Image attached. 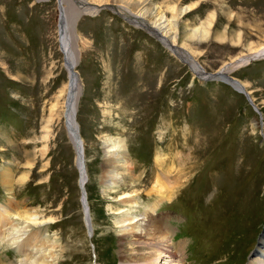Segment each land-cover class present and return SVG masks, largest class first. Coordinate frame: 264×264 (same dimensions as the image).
<instances>
[{
    "label": "rangeland",
    "instance_id": "rangeland-1",
    "mask_svg": "<svg viewBox=\"0 0 264 264\" xmlns=\"http://www.w3.org/2000/svg\"><path fill=\"white\" fill-rule=\"evenodd\" d=\"M41 1L0 0V167L11 163L18 175L27 164L21 158L23 153L31 154L30 159L33 152L36 154L29 182L23 187L15 185V201L22 207H36L39 214L56 216L49 227L34 228L43 237H58L56 264H121L119 214L114 208L108 209V205L122 206L112 202L119 191L102 193L99 172L104 137L116 135L120 129L128 137L135 174L143 169L142 178L148 175L154 183L158 173L166 175L171 168L173 175L188 177L156 210L168 217L165 227L172 241L183 242V264H247L264 230V58L253 61L250 57L243 62L247 65L231 73L246 85L262 112L259 116L244 95L225 83L200 82L181 60L109 7L78 20L76 28L88 40L76 68L84 84L77 121L85 143L92 232L82 214L79 172L63 121L55 125L50 150L44 157L40 140L32 141L41 133L39 115L43 114L44 104L40 105L45 92L49 90L52 101L68 79L60 54L50 60L40 50L43 18L50 12L57 22L59 16L54 0ZM153 1L169 18L172 11L168 7L177 14L182 8H192L180 15L178 39L181 43L189 29L207 30L203 40L187 42L208 73L239 55L248 56L264 43V0ZM130 3L128 8L135 10ZM119 46L126 49V68L134 70L138 61L141 81H153L164 89L160 88L153 106L133 126L125 110L136 108L124 97L112 98L107 106L101 98L110 91L105 85L103 62L110 64ZM56 62L58 68L51 71L48 80L37 78ZM113 62L120 64L118 60ZM110 105L115 107L113 115L105 116L103 110ZM254 121L261 124L255 131ZM157 151L163 155L160 161L164 159L160 166L154 156ZM150 185L141 187L143 194L132 214L142 213L156 200L157 196L146 193ZM3 196L0 188V202ZM0 250L1 259L7 262L23 258L14 247ZM26 250L28 255L36 249L27 246Z\"/></svg>",
    "mask_w": 264,
    "mask_h": 264
},
{
    "label": "bare ground",
    "instance_id": "bare-ground-1",
    "mask_svg": "<svg viewBox=\"0 0 264 264\" xmlns=\"http://www.w3.org/2000/svg\"><path fill=\"white\" fill-rule=\"evenodd\" d=\"M37 1L42 2L41 0ZM51 1L44 0L43 3ZM54 3L59 14L58 20L56 22L55 18L49 15L50 12L46 14L47 16L43 18L41 24L42 30L38 44L43 56L47 59L51 60L52 57L60 54L68 79L66 87L56 91L52 101H49L48 98L49 90L45 92L44 101L40 105L42 107L44 104L43 114L39 115L41 117L39 128L41 133L38 137L34 136L32 141L40 140L43 145L40 148V154L44 157L50 150L53 135L56 131L54 130L56 128L55 125H57V122L63 121L65 129H67L68 138L74 148L76 170L79 172L78 185L80 187L82 214L87 208L88 215L87 218L84 215V219L88 221L89 229L92 232L94 230L92 229L91 215H89L86 190L89 174L85 164V143L80 134L77 121L78 99L83 81L76 68L79 59H81L82 49L88 43L87 38L76 28L78 20L82 16L96 15L102 10L103 6L109 7L113 13L120 16L131 26L140 28L145 34L152 37L175 59L181 60L182 63L191 69L193 76L198 78L200 82L205 83L212 80L229 85L238 94L244 95L247 101L249 100L250 107L253 110L255 109L259 116L262 115L261 110L253 103L251 95L246 90V85L243 81L232 77L231 73L239 67L247 65L243 62L250 57L253 61L263 59L264 43L256 46L257 48H253V51L248 56L239 55L224 62L218 69L208 73L196 61L190 52L191 49L187 42L189 39L194 38L203 40L207 36V30L201 28L189 29L183 34L185 39H182L181 43H179L178 35L182 20L180 15L186 9L191 10L192 8H188L189 6L180 9L179 14L173 11V7H168L172 11V16L169 18L165 11L155 6L153 0H54ZM129 3L133 5L135 10L128 8ZM212 18L213 16L208 21L209 25H211ZM130 48H132L131 45ZM124 50L126 49L119 46L116 54L110 58L111 63L106 65V62H103V69L107 71L105 85L110 88V91L101 98L105 100L104 103L107 106L112 98L124 97L129 105H133L136 108L135 111L131 112L128 107L125 110L126 115L131 118L130 123L133 126L139 121L138 117H143L141 114L153 106V101L161 87L159 84L155 85L156 83L153 81L150 83L149 81H141L140 77L142 78V74L140 72L142 70L138 69V64H136L139 63L138 61L134 62V70L132 67L126 68V62L124 63L123 60L127 54H125ZM114 60L120 61V64L116 66L113 62ZM57 68L56 62L48 73H39L41 76L37 78H41L43 81L48 80L52 74L51 71ZM31 82L33 83V81ZM125 89L127 90L125 91ZM114 108L112 105L105 107L103 114L105 116L113 115ZM122 118H124V114L120 117V120ZM251 124L253 131L261 126L256 121ZM121 130L116 135L104 137V143L106 144L103 152V161L99 169L100 182L101 186H103L102 193L107 191L117 193L119 191V194L112 199V202L116 201L122 206L110 207L108 205V209L113 211L114 208L117 210L115 213L119 214L117 223H119L120 262L121 264H183V242L172 241L169 234H167L169 228H167L168 226L165 227L168 217L162 212H156V210L162 201L171 199L175 189L183 185L188 177L181 179V173L173 175L171 168H169L166 175L158 173L154 183L150 181L151 178L148 175L142 178L143 169H141L142 171L139 175L135 174L133 165L135 162L133 163V157L129 153V145L126 142L128 137L124 133L121 134ZM158 136L161 137L162 135ZM262 136L264 138V135ZM25 154L23 153L21 158L24 161L26 160L27 164L25 170L19 172L18 175L14 173L11 163L0 167V188L4 194L0 202V249L11 246L23 255L22 259L11 262L5 261L6 258L4 260L1 259L0 256V264H56L57 248L60 246L58 245V237L52 239L48 235L43 237L40 231L34 230V228L49 227L56 216H53V213H47L48 216L43 213L39 214L36 207H27L28 205L22 207L21 202L15 201V185L23 187L32 177L31 169L34 167L36 154L33 152V158L31 159V154L27 152ZM154 156L158 163L157 166H160L164 162V159L160 161L163 156L162 153L157 151ZM43 166L47 168L48 163ZM148 184L151 185L146 193L149 196H157L156 200L146 205L142 213L132 214L143 194V191H140L141 187ZM27 246L36 250L27 255ZM256 247L247 264H264V230Z\"/></svg>",
    "mask_w": 264,
    "mask_h": 264
},
{
    "label": "water",
    "instance_id": "water-1",
    "mask_svg": "<svg viewBox=\"0 0 264 264\" xmlns=\"http://www.w3.org/2000/svg\"><path fill=\"white\" fill-rule=\"evenodd\" d=\"M86 210H87V208H86ZM86 210L84 211V215H85V217L87 218V213H86ZM87 227V226H86Z\"/></svg>",
    "mask_w": 264,
    "mask_h": 264
}]
</instances>
